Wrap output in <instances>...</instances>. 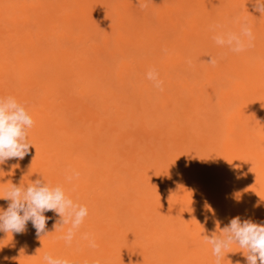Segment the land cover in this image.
<instances>
[{
	"label": "bare ground",
	"instance_id": "1",
	"mask_svg": "<svg viewBox=\"0 0 264 264\" xmlns=\"http://www.w3.org/2000/svg\"><path fill=\"white\" fill-rule=\"evenodd\" d=\"M38 1L19 0L17 17L0 0V21L23 18L27 51L10 62L2 39L0 98L34 121L29 153L0 165V197L40 178L88 215L70 244L53 212L45 236L31 222L0 231V264H215L216 221H264V16L250 0H59L49 22ZM245 22L244 51L215 43ZM229 251L221 264H246Z\"/></svg>",
	"mask_w": 264,
	"mask_h": 264
},
{
	"label": "clouds",
	"instance_id": "2",
	"mask_svg": "<svg viewBox=\"0 0 264 264\" xmlns=\"http://www.w3.org/2000/svg\"><path fill=\"white\" fill-rule=\"evenodd\" d=\"M250 3L255 12L264 16V0H250ZM252 38L251 28L246 22L241 24L238 33H219L213 37L217 45L227 46L236 53L244 51L246 46H251ZM208 63L215 65L217 60L211 57ZM147 78L154 82L155 87H161L162 81L157 78L154 70L148 72ZM33 124L34 121L26 108L14 97L0 98V165L11 159L22 160L29 153L32 144L28 140V130ZM68 179L71 180V177ZM3 192L0 198L7 200L8 205L6 210L0 207V231L5 233L23 234L31 222L37 237L45 236L49 234L46 225L50 219L45 213L53 212L58 217L55 230H63L66 225L69 226L63 239L70 244L88 215V208L70 198L62 186H52L44 179L37 178L27 185L20 186L11 183ZM215 223L216 231L210 236H204L212 246L216 257L215 264H221L225 254L232 253L229 249L233 245H238L242 250L246 264H264V221H242L238 215L231 218L222 229L219 227V221ZM84 238L89 240L90 247L97 246L95 240L87 234ZM43 259L45 264H71L68 259L54 258L48 254H45ZM93 264H100V261L95 260ZM235 264L241 262L237 260Z\"/></svg>",
	"mask_w": 264,
	"mask_h": 264
},
{
	"label": "rangeland",
	"instance_id": "3",
	"mask_svg": "<svg viewBox=\"0 0 264 264\" xmlns=\"http://www.w3.org/2000/svg\"><path fill=\"white\" fill-rule=\"evenodd\" d=\"M42 1H44V0H39L38 4H42ZM47 1H49L47 3V5L44 8L38 9L37 10L38 12L36 13V15H38L40 13L41 16L42 15L49 16L51 18V19H49V22H52L55 20V17L59 16V14H60V12H59L60 6L59 5L61 3L59 0H47ZM148 1H150V0H146L144 4H146ZM18 2H19V0H10V12L11 11L15 12L17 17L21 16L20 11H16V10L12 9V6L18 5ZM57 9H58V12L55 13ZM16 19L22 20L23 22L18 23L16 21ZM9 24H10V28L8 27ZM24 24L25 23H24L23 18H15L14 20H12L10 22L0 21V44L2 42V39L3 40L6 39L5 42L8 39H10V56H9L10 62L13 60V57L15 56L16 52H22L23 53L22 58L24 56V52H27V51L22 50V45L20 42V35L21 34L18 32L20 27H21L20 31H22V26H24ZM47 40L48 39H46L44 42L50 43V42H46ZM29 60H31V62H33V63L35 62V61H33V56ZM22 62H24V61H22ZM24 64H26V63H24ZM252 93H254V90L252 91ZM209 253L213 254V252H209Z\"/></svg>",
	"mask_w": 264,
	"mask_h": 264
}]
</instances>
